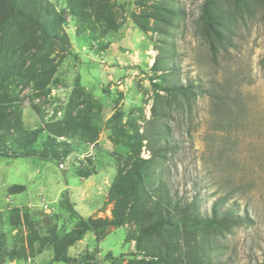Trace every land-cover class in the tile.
Instances as JSON below:
<instances>
[{
	"label": "rangeland",
	"instance_id": "rangeland-1",
	"mask_svg": "<svg viewBox=\"0 0 264 264\" xmlns=\"http://www.w3.org/2000/svg\"><path fill=\"white\" fill-rule=\"evenodd\" d=\"M39 1L64 17L50 29L65 39L36 56L52 70L44 77L31 54L45 42L20 19L8 22L4 111L34 130L80 110L96 136L43 129L16 155L12 146L0 156V264H146L135 239L143 193L111 187L132 163L147 164L146 141L139 144L132 126L142 132L152 107L175 148L152 164L147 204L167 192L206 218L224 200L220 211L231 207L246 219L229 232L193 233L203 264H263L264 0L246 7L235 0ZM212 13L225 18L230 39L215 57L203 35ZM23 34L36 40L25 54ZM22 65L40 77L21 76ZM178 79L195 94L189 108L176 110L163 88ZM75 230L80 237L55 254L54 243ZM186 236L178 226L143 245L154 250L174 240L171 264H184Z\"/></svg>",
	"mask_w": 264,
	"mask_h": 264
},
{
	"label": "trees",
	"instance_id": "trees-1",
	"mask_svg": "<svg viewBox=\"0 0 264 264\" xmlns=\"http://www.w3.org/2000/svg\"><path fill=\"white\" fill-rule=\"evenodd\" d=\"M236 3L246 5V0H235ZM205 5L203 6L205 10ZM206 12V10H205ZM45 14L50 15V21L45 17ZM206 22L203 28V35L209 42V48L211 55L216 56L218 49H225L230 43V39L227 35V27L225 18L220 13L206 14ZM12 19H20V21L28 26L32 27V32L38 33L37 40L45 42L44 47L41 45H35V51L31 54L34 63H38L39 70L42 76L49 77L52 70L47 69L43 58H37L36 56L42 50H47L50 45L58 44L59 41H63V35L59 34L56 27H59L64 22V17L61 14L56 13L54 10H49L44 7L42 1L39 0H0V53L5 50V32L6 25ZM56 26L53 30L50 29V24ZM27 35L21 36V42L25 47L23 48L24 54L27 52L25 49L28 44H34L35 39H24ZM29 37V36H28ZM23 64V63H22ZM51 65L47 61V66ZM2 77H0V156H7L6 151L10 147H14L13 150L22 149L32 144L40 134V131L49 129L55 132V136H71L78 132L90 133V140L92 141L96 136V133L92 131V126L86 120L84 113L77 110L75 115L67 114L61 121L53 123L51 126L46 125L42 129L24 130L21 126L20 120L11 117V115L4 111L5 104L9 103V97L2 83L7 77H9L8 70L1 69ZM23 77L31 75L30 80H36V71L31 70L30 67H23L18 72ZM190 84H183L179 79L170 85L164 87L168 95L169 106L172 105L176 110L183 106H190L193 100L195 90ZM170 113V112H169ZM169 113H163V116L169 115ZM157 116L155 108L152 107V116ZM146 120L142 127V132H139V126L131 125L134 131V136L141 144L142 140H145L146 149L149 152V157L146 160H142V163L146 165H139L132 163L131 168L125 171L116 179L113 183L111 190H118L122 194L130 192L135 194L142 191L143 199L139 203V209L141 212L140 218H135V223L138 229L136 235V247L139 250H143L148 259H143L146 264H171L172 254L170 252L171 247L176 245L174 240H167L159 245L154 250H147L143 245L146 238L150 236H163L164 233L176 232L178 226H183L186 236V251L184 252V264H203L202 257L199 255L200 248L193 237V233L196 230H202L212 228L213 230L229 232L231 228L241 224L246 218L234 213L231 207H225L220 211V207L224 204V200H216L211 207V214L209 217H199L198 214L191 211L189 207H180L176 201H173L167 192L165 195H157L151 204H147L148 199L151 198V193L145 191L144 185L148 187L147 179L151 176L153 168L152 164L163 158L166 153L173 151L175 145L172 144L168 138V133L165 130V125L159 123L160 120L154 119ZM14 155V156H15ZM147 190V189H146ZM226 199V198H225ZM226 203V200H225ZM130 213V212H129ZM152 215L153 218L150 221H145L143 216ZM177 218L176 221H173ZM179 222V223H178ZM84 224L85 229L88 227ZM121 222H118L120 224ZM174 225V229H170ZM81 235L79 230H75L72 234L63 237L54 243L55 254L61 249L67 248L73 241L78 239ZM55 260H65L64 256L55 257ZM264 264V261H263Z\"/></svg>",
	"mask_w": 264,
	"mask_h": 264
}]
</instances>
